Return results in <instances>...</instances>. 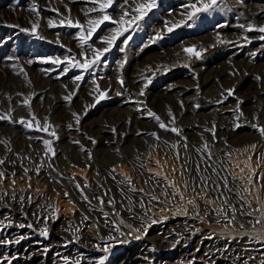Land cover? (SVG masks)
Segmentation results:
<instances>
[{
	"label": "rangeland",
	"instance_id": "374dc122",
	"mask_svg": "<svg viewBox=\"0 0 264 264\" xmlns=\"http://www.w3.org/2000/svg\"><path fill=\"white\" fill-rule=\"evenodd\" d=\"M139 3L146 0L127 5L114 0L107 12L114 19L125 8L134 15ZM187 3L157 0L127 45L122 41L129 33L115 41L101 66L63 73L64 64L46 59H80L84 49L80 30L60 25L61 15L79 19L86 29L91 0H0V116L9 117L0 119V222L13 223L0 239L25 237L0 245V259L64 264L67 256L97 264L107 256L105 264H264V135L258 131L264 127V41L261 33L248 31L249 25L264 26V0H220L216 11L200 14L191 27L167 32L165 22L186 19ZM49 19L56 27L48 26ZM113 27L105 22L89 43L102 48L97 38ZM157 33L163 38L153 42ZM191 46L201 58L184 52ZM77 75L84 79L74 82ZM142 77L151 79L147 87ZM73 90L71 101L65 100ZM104 90L106 98L95 103ZM149 109L180 135L161 129L146 115ZM73 113L80 116L78 125ZM37 121L52 127L38 130ZM53 130L58 139L49 134ZM44 140L52 141L55 156L45 155ZM125 177L130 183L122 182ZM47 216L52 218H40ZM21 223L33 227L21 229ZM45 224L48 238L39 234Z\"/></svg>",
	"mask_w": 264,
	"mask_h": 264
},
{
	"label": "snow or ice",
	"instance_id": "6c2138e0",
	"mask_svg": "<svg viewBox=\"0 0 264 264\" xmlns=\"http://www.w3.org/2000/svg\"><path fill=\"white\" fill-rule=\"evenodd\" d=\"M114 0H91V3L94 5L93 7H91L90 9H88L87 11L84 12L85 17H87L86 19V25L87 28L85 29V24H82L79 19L75 20V22H73L71 19H69L68 17H64L63 15H61L60 18V25H64L65 23H67L68 27H75L78 28L80 30V34L78 37V43L80 44V47L82 49H84V51L81 52L80 55V59H76L75 56H69L66 57L65 60H60L59 58H47L45 62L47 61H51V63L53 65H60V64H64L63 69L61 70L63 73H67L71 68H79L82 69L84 72H89V71H93L95 68L101 66V62H102V58L105 57V55L110 51V49L114 46V43L117 39H119L121 36H124L125 33H129L127 36H125L124 40L122 41L123 45H127L128 41L131 39V34L134 33L137 29H139L141 27L139 21L143 20V18L148 14V12H150L157 4V0H146V3H139L136 4L134 8H132V12L135 13L134 15H130L129 11L125 8V10H123L119 16L118 19H114L108 12L107 9L110 8L113 4ZM133 2H135V0H133ZM219 2L220 0H195V2H192V0H189V3L183 5V7L186 9V11L182 14L184 16H186L185 20H180L177 21L176 23H172L169 26V22H165V29L167 32H172L175 28L181 26L182 24H188L189 27L192 26V24L195 23V21L199 18L200 14L202 13H211L212 11H216L219 7ZM125 5H127V0H124ZM95 5H98V7H96ZM65 8L67 9V5H65ZM53 11H56L59 14V10L58 9H52ZM69 14L71 12L70 9H67ZM32 11L36 12V15H39V12L37 11V6L34 4ZM95 12H99V15L96 16L95 18L90 16V13H95ZM191 23H188V22ZM105 22H109L112 25H115V27L110 29L109 35L107 36H103V37H98L97 39L100 40L101 44L104 45L102 48H96L93 46V44L89 43V41L92 39L94 33L97 31V29L105 24ZM48 26L49 27H56V24L54 23L53 20L49 19L47 21ZM37 25L33 24L32 25V29H31V34L35 35V30H36ZM241 27H244V25H241ZM257 31L259 33H261V35L259 36V39L264 41V26H252L249 25L248 26V31ZM20 31L22 32H29V29L26 28H21ZM39 38V37H38ZM163 38V34L162 33H157L156 36L153 38V42H155L156 39H161ZM245 40H248V37H244ZM223 43V41H221ZM71 50L69 49V52ZM120 51L123 52L125 51V47L120 48ZM91 53V56L88 55V53ZM184 52L187 53L190 57H195L197 59L201 58V51H197L195 46H191V47H187L184 49ZM255 55V54H253ZM29 63H32V61H29ZM123 66V65H121ZM187 66V65H186ZM149 71H151V69H149ZM145 80V84L144 87H147L148 84L151 83V79L148 77H142ZM84 79V77L82 75H77L74 77V82L76 81H82ZM257 79H260L259 77H257ZM93 83H95V81H93ZM119 83L121 84V86H123L124 81L123 79H119ZM65 87H67L65 85ZM79 85H77V89H78ZM110 90V89H109ZM109 90H104V91H100V94L98 97L95 98V103H99L100 100L105 99L107 96V91ZM96 91H99V88L97 87ZM75 90H73L72 93H69V95L65 96L64 99L67 101H71L72 99V95L74 94ZM225 92L227 93V96H232L234 90L233 89H226ZM143 89L141 90V92L139 93V95H143ZM90 95H92V93H90ZM117 95H123V93L118 92ZM223 95V93L221 94ZM227 98V97H225ZM223 101H218V103H222ZM26 103V101H25ZM93 106H95L93 104ZM88 106H86L87 109ZM181 107H183V102L181 101ZM195 107L199 108V104H196ZM137 111H140V109L138 108ZM86 114V112H85ZM146 115L152 117L155 121L158 122L159 127L161 129H164L165 131H171L176 133L177 135H180L181 130L176 128V127H171L169 128L164 121L160 118V116H158L155 112H152L150 109L146 112ZM169 115L172 117V122H175V116L171 113V110H169ZM73 116L76 119V124L78 125L80 122V116L76 113H73ZM0 119H9L8 116H0ZM19 123L24 124V120L21 119L19 121ZM28 127H31L32 124L31 122H28V124L26 125ZM37 127L38 130L41 131H45L47 132L49 127H52L51 125H47L44 127H41L39 124V121H37ZM69 128L72 127V125L70 124L68 126ZM235 127H240L239 124L235 125ZM253 127H257L256 125H253ZM79 130V129H77ZM113 132H115V129H112ZM209 131H211L213 133V136L215 135L214 133V129H209ZM258 131L260 132L261 135H264V127L258 128ZM51 136L56 137L58 139V136L56 135L55 130L51 131L49 133ZM139 134V133H138ZM149 135L155 137L157 140L160 139V137L158 136L157 133L152 132L149 133ZM90 140H92L93 143H95V140L91 137H89ZM185 141L187 140L186 137L183 138ZM44 145L47 147V152L45 153V155L48 154V152H50L52 154V156H55V151L54 149L51 147L52 145V141L51 140H44L43 141ZM74 143H79V141H74ZM184 147H187V144L185 143L183 145ZM253 147H255V145H253ZM204 148H207V144L205 143ZM83 150V149H82ZM199 151V150H198ZM178 155V154H177ZM4 160H0V164H3ZM157 164H159V161H157ZM37 173L39 172V168H37ZM115 170L113 169V172ZM25 172H27V169H25ZM13 176L15 175V173L12 174ZM155 175H158L155 174ZM4 177V173L0 172V178ZM113 179H115V177H113ZM166 179V177H165ZM122 182H127L130 183V178L129 177H125L124 180ZM13 183H15V181L13 180ZM187 187V185H185ZM76 187L81 191L82 195H83V188L80 187L79 184L76 185ZM202 191L206 190V185H201ZM136 190V189H133ZM195 190V189H193ZM139 191H143V189H140ZM176 190L174 189L173 195H175ZM6 194V193H5ZM69 194L67 192H65V196H68ZM180 197L181 199H183V193H180ZM83 198L85 200H87V196L84 195ZM97 199L100 201L101 204H103V199L97 197ZM153 200H157L158 197L153 196L152 197ZM90 203V202H89ZM109 203H114V201H109ZM189 203H192V201H189ZM233 212H235V209H232ZM58 211V209H53V214ZM36 215L39 216V213H37ZM107 215V214H105ZM41 219H51V216H47V217H40ZM85 219H87V217H85ZM260 221L257 220V223H259ZM122 223V221H121ZM152 223H156L155 220L152 221ZM13 223L11 221H9L8 223H3L0 222V232L4 231L6 228L12 227ZM17 227L23 229L25 227L28 228H32L33 225L32 224H28L25 225L23 223L17 225ZM116 231H120L119 226H116ZM136 231H139V229H137ZM39 234L42 237L48 238L49 237V231H48V227L47 224H45V226L40 230ZM145 234H146V229H145ZM140 237L137 236L136 239H139ZM23 239H25V237L23 235H21L18 239H16L15 241L11 240V239H0V245H11L13 243L19 244ZM177 243H179V241H177ZM99 250L107 253L109 251V247H104L103 249H100V246L97 245L96 246ZM48 249H45V252H47ZM12 259L14 258H3L0 259V264H12ZM64 264H82V260L81 259H70L67 256L62 257ZM107 259V256H102L98 259L97 264H105V261Z\"/></svg>",
	"mask_w": 264,
	"mask_h": 264
}]
</instances>
